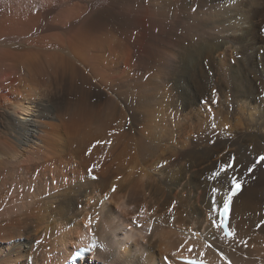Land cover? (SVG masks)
<instances>
[{
	"label": "bare ground",
	"instance_id": "1",
	"mask_svg": "<svg viewBox=\"0 0 264 264\" xmlns=\"http://www.w3.org/2000/svg\"><path fill=\"white\" fill-rule=\"evenodd\" d=\"M2 85L0 264H264V0H0Z\"/></svg>",
	"mask_w": 264,
	"mask_h": 264
},
{
	"label": "rangeland",
	"instance_id": "2",
	"mask_svg": "<svg viewBox=\"0 0 264 264\" xmlns=\"http://www.w3.org/2000/svg\"><path fill=\"white\" fill-rule=\"evenodd\" d=\"M121 85H123V84H121ZM4 86L2 85V86H0V89L1 88H3ZM6 92H8L7 90H1L0 91V96H6L7 94H6ZM196 144H199L197 141L195 142ZM254 167V166H253ZM249 170V169H248ZM249 172H251V171H249ZM136 229V228H135ZM8 243H10V241L8 242ZM15 243V241H11V244H14Z\"/></svg>",
	"mask_w": 264,
	"mask_h": 264
},
{
	"label": "snow or ice",
	"instance_id": "3",
	"mask_svg": "<svg viewBox=\"0 0 264 264\" xmlns=\"http://www.w3.org/2000/svg\"><path fill=\"white\" fill-rule=\"evenodd\" d=\"M260 159H261V160H264V156L260 157ZM235 186H236L237 190H239L240 185H239V184H236ZM226 211H227V209H226Z\"/></svg>",
	"mask_w": 264,
	"mask_h": 264
}]
</instances>
